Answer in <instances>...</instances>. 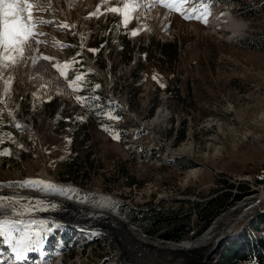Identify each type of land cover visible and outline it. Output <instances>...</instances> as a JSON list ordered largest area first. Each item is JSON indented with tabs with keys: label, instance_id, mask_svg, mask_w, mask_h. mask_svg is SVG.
Segmentation results:
<instances>
[{
	"label": "rangeland",
	"instance_id": "374dc122",
	"mask_svg": "<svg viewBox=\"0 0 264 264\" xmlns=\"http://www.w3.org/2000/svg\"><path fill=\"white\" fill-rule=\"evenodd\" d=\"M92 3L83 0L69 10L62 2V12L74 29L38 25L16 41L21 46L33 35L35 42L42 41L36 43L42 60L63 59L56 67L72 94L36 79L27 84L22 75L10 79L4 101H11L17 120H34V126L27 134L17 120L11 123L0 105V153L10 152L0 154V189L46 191L101 204L154 239L162 238L149 222L135 219L136 213L171 207L188 212L193 203L221 198L223 205L206 230L220 220L222 234L231 240L247 233L264 212V198L253 211L260 195L245 200L264 189L259 183L264 182V0H207V23L181 15L199 6L191 2L170 12L164 3L148 0L149 11L156 10L155 21L136 7L126 24L123 10L129 0ZM98 4L101 14L89 18ZM112 7L121 11L107 10ZM216 17H229L245 28L235 37L226 27L215 33L211 24ZM40 29L43 35L37 36ZM56 50L63 55L53 56ZM90 61L100 74L90 69ZM76 75L83 79L76 81ZM77 96L88 99L80 103ZM162 106L169 120L153 139L136 118L154 119ZM167 145L174 151L189 146L191 150L186 157L168 161ZM193 171L197 175L188 177ZM226 194L230 196L223 197ZM235 204L239 205L228 211ZM61 215L72 216L64 210L57 218L34 215L0 222V264L19 251L30 254L31 264H51L39 246L47 237L50 251L62 245L69 249L66 264H108L116 255L106 231L75 229ZM197 222L193 214L194 230ZM231 228L238 229L227 233ZM95 231L98 235H84ZM198 237L189 234L181 241ZM218 239L211 243L218 244ZM231 240L223 244L217 262Z\"/></svg>",
	"mask_w": 264,
	"mask_h": 264
},
{
	"label": "bare ground",
	"instance_id": "6f19581e",
	"mask_svg": "<svg viewBox=\"0 0 264 264\" xmlns=\"http://www.w3.org/2000/svg\"><path fill=\"white\" fill-rule=\"evenodd\" d=\"M82 1L83 0H50L49 9L47 11H39L44 14V16H41L40 18L42 20L53 21V23L48 24L51 29H65L58 26L61 25L60 21L62 19L64 20L62 24L72 26L68 29H74V26L71 24V20L69 19L70 17H65L62 12L61 4L64 2L66 7L71 10L70 7L72 4H80ZM85 1L89 6L93 5L92 0ZM147 1L148 0H131L132 3L137 5L138 13L141 14L148 11L150 15L154 16L153 20L155 21L157 14H155L154 11L156 10L149 11L151 6H148ZM29 2H34V0H29ZM33 11L37 12L35 9H33ZM148 18L151 19V17ZM218 18L219 19L216 17V20H214L211 24V29L215 33H217V30H224L226 27L233 35L230 37H235L245 28L241 27L236 22L233 23L229 17ZM223 19L226 20L227 25H223ZM220 37L224 38V35L222 36L221 34ZM45 39H49L48 35ZM21 44L23 45L19 46L16 44V47L12 50H5V48L0 47V96L2 99L0 105L3 104L2 110H4V112L10 113H7V115L10 117L12 124L15 120H17L15 109L11 106V101L8 103L7 100L6 102L4 100L9 96L6 93L7 87L10 85V79H12L15 75L24 76L27 84H31L36 79L35 81L39 80L38 82L41 85L47 86V84H50L54 87V89L64 88L69 92V94H72L71 88L68 87L65 78L60 74L58 68L56 67L57 64L60 65L61 62H63V59L59 60L53 58V62L42 60L40 58L41 52L39 53L41 48L39 45H36L33 35ZM22 46H24V48ZM21 48L25 49L27 52L25 55L22 54ZM62 55L63 54L60 53L59 50H56L53 56L57 57ZM23 58H25L26 61H24ZM89 66L92 71L98 70L97 72H100V69L93 63V61L89 62ZM13 87L14 84L10 90H14ZM10 108H12V110ZM5 109L7 111H5ZM13 113L15 114V117L12 116ZM168 120L169 113L164 106L158 110L154 119L143 121L138 116L136 118V121L139 122L140 126L150 131V135L153 139L157 138L156 135L158 134V129L165 126ZM17 122L19 125L23 126L21 129L27 134L32 132L34 120L32 123L25 119L17 120ZM32 136L35 137L33 134ZM190 150L191 148L189 146L182 150L174 151L170 145H167L165 156L168 161L169 159L176 160L181 157H186V154ZM196 175V171H193L188 177H195ZM51 179L57 183V180L53 176ZM254 195H260V200L257 202L253 211L257 206L259 207L260 201L263 200L264 189L259 190L258 193L250 194L245 200H248L250 196L253 197ZM9 197L11 199H9ZM1 201L4 202L5 207L0 209V212L2 213L0 222H6V219L18 220L24 218L25 220V218L29 219L34 215H36V217H41L40 219H50L52 217L57 218V213L65 210L73 217L66 218L61 215L59 218L72 224L75 229H85L88 231L90 230L89 228L92 227L93 229L98 230L97 232H101L99 230L101 228L102 231H106V234H108L109 239L112 241V248L116 252V255L112 256V259L108 264H217L218 258L216 256L219 252L220 245L222 244L221 246H223L225 241L230 239V237H227L223 241L220 240V236L223 231H221L222 227L219 226L220 220H218L213 224L210 230H207L197 239H190L191 241L186 240L181 242H162L161 239H154L147 235L145 236L140 229L135 227L134 224L126 218L127 216L125 217L123 215L127 219L126 220L120 216L111 214V211L108 210L106 206L87 203L85 200L75 199L70 195H60L59 193L35 190L13 191L9 189H0V202ZM239 204H235L230 207L228 211ZM1 205L3 204L1 203ZM222 216L225 218V215ZM244 217L245 216H242V218ZM235 229L238 228H231L226 230V232L231 233ZM97 232L95 231V233L92 234L88 232L84 235H98ZM78 233L82 236L81 231H78ZM227 236H229V234ZM88 238L91 239L92 237L88 236ZM215 238H219L217 241L218 244L211 243V239ZM210 244L211 246H209ZM204 245L207 247H203Z\"/></svg>",
	"mask_w": 264,
	"mask_h": 264
},
{
	"label": "trees",
	"instance_id": "16d2710c",
	"mask_svg": "<svg viewBox=\"0 0 264 264\" xmlns=\"http://www.w3.org/2000/svg\"><path fill=\"white\" fill-rule=\"evenodd\" d=\"M130 179L131 182H135L134 178ZM229 196L230 194H226L223 197ZM222 201L220 198L203 203L196 202L192 204L193 208H190L188 212H184V207L151 209L145 214L136 213L134 218L149 222L153 232L159 238L179 242L189 234L197 237L208 229L217 210L223 205ZM193 214L198 217L197 231L193 229L194 226L191 223ZM257 217L258 219L251 224L247 233L226 245L218 264H264V212L259 213Z\"/></svg>",
	"mask_w": 264,
	"mask_h": 264
},
{
	"label": "snow or ice",
	"instance_id": "6c2138e0",
	"mask_svg": "<svg viewBox=\"0 0 264 264\" xmlns=\"http://www.w3.org/2000/svg\"><path fill=\"white\" fill-rule=\"evenodd\" d=\"M120 0H117L119 3ZM159 3H164V0H158ZM191 2L193 5H199L198 7L193 6L190 9H185L181 11V15L185 19H199L203 23H207V16L210 14V9L208 7L207 0H171L169 3H164V6L171 11H180L181 7L185 4ZM50 7V0H34V2H29V0H0V47L5 48V50H12L16 47V41L20 40L23 36H27L29 28H36L38 25L51 24L53 21H45L39 19L38 16L33 14L32 9L39 11H47ZM137 5L129 0V3L124 4V22L127 23L129 11H135ZM113 12H119L121 9L117 7H112L110 9ZM99 13V4L97 11L89 14V18L92 16H97ZM63 28H70L72 26L67 24L58 25ZM133 36L137 35V31H132ZM37 36L43 35V30L40 29L36 33ZM37 44L42 43L40 40H36ZM89 51H96V49H88ZM44 59H50V57H43ZM155 78V77H153ZM83 77L81 75H76L75 80L81 81ZM71 86V85H70ZM99 87V85H96ZM77 101L81 103L85 102L87 97H76ZM98 99V98H97ZM114 119H120V117H113ZM82 119V117H81ZM108 130V129H105ZM115 139H119V135H114ZM0 154H10L7 150ZM34 183V182H29ZM52 187L51 185H48ZM9 199H11L9 197ZM19 254V253H18Z\"/></svg>",
	"mask_w": 264,
	"mask_h": 264
},
{
	"label": "water",
	"instance_id": "95a60500",
	"mask_svg": "<svg viewBox=\"0 0 264 264\" xmlns=\"http://www.w3.org/2000/svg\"><path fill=\"white\" fill-rule=\"evenodd\" d=\"M71 217H73V216H71ZM206 231H207V230H205L204 232H206ZM204 232H203V233H204ZM203 233H202V234H203ZM199 236H200V235H199ZM227 237H228L227 234L224 233V235L222 234V235L220 236V240L223 241V240H225ZM195 239H196V238H195ZM231 239H232V238H231ZM231 239H229V240H231ZM161 241H162V242H170V241H168V240H163V239H161ZM221 245H222V244H221ZM221 245H220L219 252L221 251V249H222L223 246H224V245H223V246H221ZM219 252H218V253H219ZM219 254H220V253H219ZM183 255H188V254H183Z\"/></svg>",
	"mask_w": 264,
	"mask_h": 264
}]
</instances>
